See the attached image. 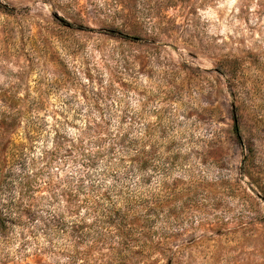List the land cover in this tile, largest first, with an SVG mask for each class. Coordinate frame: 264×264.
Instances as JSON below:
<instances>
[{
	"label": "rangeland",
	"instance_id": "1",
	"mask_svg": "<svg viewBox=\"0 0 264 264\" xmlns=\"http://www.w3.org/2000/svg\"><path fill=\"white\" fill-rule=\"evenodd\" d=\"M4 119L30 199L85 154L136 194L128 260L81 264H264V0H0ZM26 231L2 264H68Z\"/></svg>",
	"mask_w": 264,
	"mask_h": 264
},
{
	"label": "trees",
	"instance_id": "2",
	"mask_svg": "<svg viewBox=\"0 0 264 264\" xmlns=\"http://www.w3.org/2000/svg\"><path fill=\"white\" fill-rule=\"evenodd\" d=\"M1 123V134L14 133V121L4 119ZM123 141L126 145H120L121 148L129 152L133 143L126 138ZM5 142L0 146V239L3 244L11 243L16 228L24 233L31 226L32 231L26 235L32 241L30 250L35 257H60L61 262L81 264L91 258L84 249L108 248L115 251L117 259L128 260L139 231L135 226L139 218L145 223L148 220L139 215L137 218L133 206L136 194L127 181L122 182L116 164L110 161L100 173L94 168L95 161L88 158L90 154H85L87 169L65 175L55 184L48 183L44 196L30 199L26 191L31 188L32 178L25 173L17 175L14 170L15 163L23 164V151L13 154V141ZM142 182L146 184L145 180ZM21 241L18 244L21 253L17 255L25 260L22 253L30 244L24 237Z\"/></svg>",
	"mask_w": 264,
	"mask_h": 264
}]
</instances>
